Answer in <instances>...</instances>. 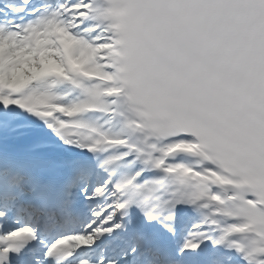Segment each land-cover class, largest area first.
I'll return each instance as SVG.
<instances>
[{
  "label": "snow or ice",
  "instance_id": "1",
  "mask_svg": "<svg viewBox=\"0 0 264 264\" xmlns=\"http://www.w3.org/2000/svg\"><path fill=\"white\" fill-rule=\"evenodd\" d=\"M0 264H264V0H0Z\"/></svg>",
  "mask_w": 264,
  "mask_h": 264
}]
</instances>
